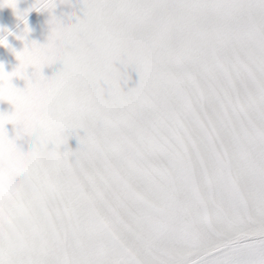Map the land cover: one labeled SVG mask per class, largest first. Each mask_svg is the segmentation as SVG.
I'll use <instances>...</instances> for the list:
<instances>
[{"label":"snow or ice","instance_id":"snow-or-ice-1","mask_svg":"<svg viewBox=\"0 0 264 264\" xmlns=\"http://www.w3.org/2000/svg\"><path fill=\"white\" fill-rule=\"evenodd\" d=\"M80 2L65 22L57 0H0L24 25L0 27L18 61L0 62V138L56 155L0 188V264H264V0Z\"/></svg>","mask_w":264,"mask_h":264},{"label":"rangeland","instance_id":"rangeland-1","mask_svg":"<svg viewBox=\"0 0 264 264\" xmlns=\"http://www.w3.org/2000/svg\"><path fill=\"white\" fill-rule=\"evenodd\" d=\"M36 0H18L17 7L23 12L25 9L30 8ZM57 8L54 14L67 22V14L76 11L77 15L83 16L81 9L83 8V3L80 0H69V3L60 4L57 0ZM49 19L47 11L36 12L31 11L28 14L27 20L28 25L31 28L29 34V40H36L39 43H45L48 35V25L46 21ZM72 22H75V17H73ZM0 27H6L13 33H20L23 30V23L19 21L13 14V10L10 7L0 8ZM2 34V33H0ZM8 42L15 47L17 50L23 47V44L16 40L14 36L8 37ZM0 62L5 64L6 71H12L16 66L18 61H16L14 55L7 49L0 47ZM62 65L59 63L53 64L49 67H45L44 74L51 75L53 72L58 71ZM120 67V65H117ZM31 71V69H29ZM129 75L131 79L128 81L127 85L122 82V87L125 91L129 88H134L139 82V73L134 70V68H128ZM13 84L19 88H23L25 82L22 79H13ZM11 105L8 103H0V111H11ZM9 137L14 135L13 126L11 124L6 125ZM81 135L83 132L81 131ZM7 138H0V188H2L7 193H15L22 186L30 184L37 179L38 176V166H49L56 163L55 152L50 148L37 147L38 134L32 132L25 134L20 142L11 140ZM68 147L75 150L78 147V141L75 136H72L68 141ZM63 150V149H62ZM41 151L50 152V159L43 160L39 157ZM71 159L75 162L78 156L73 154ZM26 177L25 179H22ZM10 185H15V187H10ZM39 189H44L42 187H37L36 192L39 194Z\"/></svg>","mask_w":264,"mask_h":264},{"label":"clouds","instance_id":"clouds-1","mask_svg":"<svg viewBox=\"0 0 264 264\" xmlns=\"http://www.w3.org/2000/svg\"><path fill=\"white\" fill-rule=\"evenodd\" d=\"M5 139V141L7 140V138H4ZM39 157L41 158V159H43V160H48V159H50V152H45V151H41L40 153H39ZM26 177H23L22 179H25ZM10 187H15V185H10ZM39 191V193H44L45 191H46V189H39L38 190Z\"/></svg>","mask_w":264,"mask_h":264}]
</instances>
